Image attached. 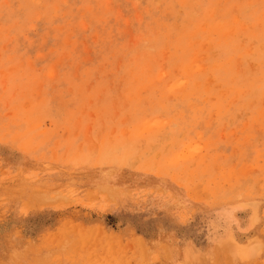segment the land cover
<instances>
[{"label": "rangeland", "instance_id": "rangeland-1", "mask_svg": "<svg viewBox=\"0 0 264 264\" xmlns=\"http://www.w3.org/2000/svg\"><path fill=\"white\" fill-rule=\"evenodd\" d=\"M0 264H264V0H0Z\"/></svg>", "mask_w": 264, "mask_h": 264}]
</instances>
